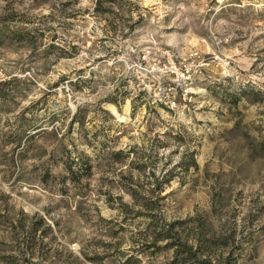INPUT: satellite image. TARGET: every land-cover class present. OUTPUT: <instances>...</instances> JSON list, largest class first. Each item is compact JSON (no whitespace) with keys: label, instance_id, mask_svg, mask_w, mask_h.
Instances as JSON below:
<instances>
[{"label":"rangeland","instance_id":"1","mask_svg":"<svg viewBox=\"0 0 264 264\" xmlns=\"http://www.w3.org/2000/svg\"><path fill=\"white\" fill-rule=\"evenodd\" d=\"M92 11L0 0V264H264V0Z\"/></svg>","mask_w":264,"mask_h":264},{"label":"trees","instance_id":"2","mask_svg":"<svg viewBox=\"0 0 264 264\" xmlns=\"http://www.w3.org/2000/svg\"><path fill=\"white\" fill-rule=\"evenodd\" d=\"M126 1V0H125ZM128 1V0H127ZM116 0H93V16L98 17L99 15H105V14H111V9L115 5ZM117 105V104H116ZM79 108H77L75 114L73 115L70 124L75 125L78 123V114H79ZM132 152H127V154ZM161 188H159V185L155 186V190H153L154 193L160 192ZM158 195V194H157ZM164 237L171 239L172 242L169 244V246L173 247L175 250L174 259L171 264H176L183 260L181 255L185 256V259H193L196 264H212V262L209 259H201L198 252L192 250V246H188V244L180 238V235L176 232H174V225H168V227L163 230Z\"/></svg>","mask_w":264,"mask_h":264}]
</instances>
